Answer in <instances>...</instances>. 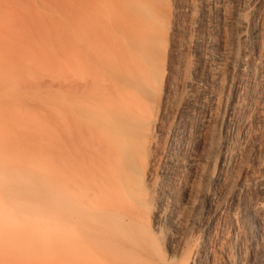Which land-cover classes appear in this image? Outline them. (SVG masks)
<instances>
[{"label":"bare ground","instance_id":"obj_1","mask_svg":"<svg viewBox=\"0 0 264 264\" xmlns=\"http://www.w3.org/2000/svg\"><path fill=\"white\" fill-rule=\"evenodd\" d=\"M67 43L51 202L66 208L69 264H253L264 247V0H70ZM2 192L0 258L20 256L26 232L31 261L36 203Z\"/></svg>","mask_w":264,"mask_h":264},{"label":"rangeland","instance_id":"obj_2","mask_svg":"<svg viewBox=\"0 0 264 264\" xmlns=\"http://www.w3.org/2000/svg\"><path fill=\"white\" fill-rule=\"evenodd\" d=\"M69 10L70 0H0V161L8 180L5 188L0 184V198L5 189L19 190L23 201L33 197L38 213L34 259L26 256L22 232V254H8L1 264L14 258L18 264H69L65 228L57 223L66 208L51 202L55 145H65ZM17 173L33 190L16 181ZM256 253L253 264L264 259V247Z\"/></svg>","mask_w":264,"mask_h":264}]
</instances>
